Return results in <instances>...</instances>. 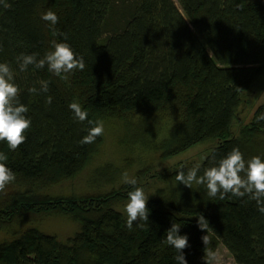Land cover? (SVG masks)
Returning <instances> with one entry per match:
<instances>
[{
	"label": "trees",
	"instance_id": "1",
	"mask_svg": "<svg viewBox=\"0 0 264 264\" xmlns=\"http://www.w3.org/2000/svg\"><path fill=\"white\" fill-rule=\"evenodd\" d=\"M4 2L0 63L14 71L31 127L14 151L0 141L15 174L0 192V230L49 213L68 215L78 229L62 240L28 226L0 240V264H179L176 250L164 243L172 223L188 237L187 264H205L200 214L211 227L210 247L225 240L224 230L236 232L244 242L228 246L235 263L264 264V214L254 200L209 197L204 185L190 189L175 179L182 167L186 173L199 165L202 175L233 147L245 160L264 159V120H258L264 103L253 107L248 121L238 116L243 95L264 76V0H6L10 8ZM49 9L59 18L56 25L41 19ZM53 40L83 56L85 69L68 73L67 80L47 66L19 70L17 56L41 58ZM41 80L49 91L30 94L27 89H39ZM49 95L51 105L45 103ZM71 102L92 121L102 115L142 119V136L152 134L148 141L162 159L198 143L215 145L199 163L181 162L165 172L147 200L149 222H134L129 230L126 216L109 201L115 193L75 198L47 192L78 175L102 141L79 143L91 125L74 119ZM100 178L108 179L106 170L90 176Z\"/></svg>",
	"mask_w": 264,
	"mask_h": 264
},
{
	"label": "clouds",
	"instance_id": "2",
	"mask_svg": "<svg viewBox=\"0 0 264 264\" xmlns=\"http://www.w3.org/2000/svg\"><path fill=\"white\" fill-rule=\"evenodd\" d=\"M4 8H10L11 5L5 2ZM41 19L56 25L58 16L52 10L42 13ZM66 39V34L61 33ZM19 70L24 72L31 65L35 69H43L47 66L48 70L56 76L67 80L68 73L75 70L83 71L86 63L83 56L77 55L70 45L66 42L52 41L51 50L47 51L43 57L38 58L37 53H21L16 58ZM64 74V75H62ZM39 89L35 86L29 87L27 91L30 94L37 95L49 91V82L41 80L38 82ZM20 88L14 83V71L10 64L0 63V141H5L10 150H16L25 142L26 131L31 127V120L26 116L28 107L21 103L19 99ZM45 103L51 105L52 97H46ZM74 115V119L79 122L88 121L91 125L87 129V134L79 141L81 144H91L96 137L104 133V123L102 120H88V113L82 109L78 102H71L68 105ZM258 120H264V114L258 117ZM7 154L0 152V192L15 180V174L6 166ZM214 159V158H213ZM199 165L188 169L185 173L183 167L177 170L176 181L192 189L193 185H204L209 197H219L223 200L227 194L233 197L248 196L256 202L258 211L264 214V159L258 155L245 160L238 147H233L225 156L215 161L207 167L202 175H198ZM243 174V175H242ZM123 181L132 186V190L127 193L128 200L124 205L126 213V227L132 230L134 222L139 227L149 222L150 209L147 207L148 196L142 187H137V180L134 177L123 174ZM197 226L206 232L201 236L203 248V257L205 264H219V254L212 244V237L208 234V220L200 214L196 216ZM181 225L172 223L166 230L164 243L176 250L174 259L179 264H187L183 249L189 247L187 235L179 234Z\"/></svg>",
	"mask_w": 264,
	"mask_h": 264
},
{
	"label": "rangeland",
	"instance_id": "3",
	"mask_svg": "<svg viewBox=\"0 0 264 264\" xmlns=\"http://www.w3.org/2000/svg\"><path fill=\"white\" fill-rule=\"evenodd\" d=\"M177 5L179 6L178 3ZM253 89L252 93H248L249 96L243 95V104L238 110L240 121H248L253 107L264 103V76ZM100 120L104 123V133L97 151L78 175L49 188L47 192L52 196L81 198L98 193H115L109 197V201H114L113 207L126 216L123 208L128 200L127 193L132 190V186L123 181L125 172L137 180L136 186L142 187L149 198L155 193L156 188L162 185L165 172L181 162L199 163L210 147L215 145L214 141L198 143L178 154L162 159L159 148L148 141L154 139L151 137L152 134L146 133L147 138L142 136L145 133L143 129L147 126L142 119L139 121L137 117L128 119V117L102 115ZM143 137L146 140L142 142ZM99 170H106L108 179L100 178L98 182L90 179L91 174ZM28 226H35L43 232L55 234L62 240L78 229V224L68 215L38 214L24 217L17 224L0 230V240L7 239ZM223 235L225 240L220 241L215 248L220 257L219 264H236L228 246L236 242L243 243L244 240L236 232L224 230ZM251 241L250 239L248 242Z\"/></svg>",
	"mask_w": 264,
	"mask_h": 264
}]
</instances>
